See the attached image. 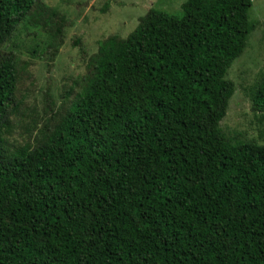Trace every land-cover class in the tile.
<instances>
[{"label":"trees","instance_id":"trees-1","mask_svg":"<svg viewBox=\"0 0 264 264\" xmlns=\"http://www.w3.org/2000/svg\"><path fill=\"white\" fill-rule=\"evenodd\" d=\"M251 6L148 9L98 43L81 91L13 149L19 60L0 51V264H264V146L220 128ZM25 20L49 24L53 57L65 20L41 0H0V42ZM250 102L264 112V76Z\"/></svg>","mask_w":264,"mask_h":264},{"label":"rangeland","instance_id":"rangeland-1","mask_svg":"<svg viewBox=\"0 0 264 264\" xmlns=\"http://www.w3.org/2000/svg\"><path fill=\"white\" fill-rule=\"evenodd\" d=\"M41 1L65 20L57 53L51 56L50 26L44 28L41 22L25 20L9 41L0 42V51H12L20 68L15 93L18 110L11 115L12 124L5 133L8 149L32 142L41 126L81 91L86 60L96 53L101 40L112 35L125 38L150 8L178 15L186 0ZM251 1L249 18L254 29L244 52L227 72L234 93L220 128L233 142L264 146V112L256 111L250 102L253 86L264 76V0Z\"/></svg>","mask_w":264,"mask_h":264}]
</instances>
